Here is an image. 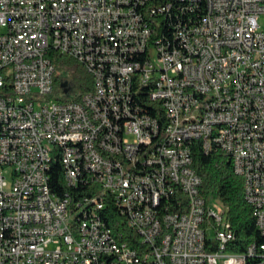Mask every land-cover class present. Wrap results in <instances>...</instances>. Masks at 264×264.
Wrapping results in <instances>:
<instances>
[{
  "label": "built area",
  "instance_id": "built-area-1",
  "mask_svg": "<svg viewBox=\"0 0 264 264\" xmlns=\"http://www.w3.org/2000/svg\"><path fill=\"white\" fill-rule=\"evenodd\" d=\"M262 15L264 0H0V264H255L227 249L193 147L230 156L264 235ZM51 49L85 67L78 99L52 95ZM247 251L264 263V243Z\"/></svg>",
  "mask_w": 264,
  "mask_h": 264
},
{
  "label": "trees",
  "instance_id": "trees-1",
  "mask_svg": "<svg viewBox=\"0 0 264 264\" xmlns=\"http://www.w3.org/2000/svg\"><path fill=\"white\" fill-rule=\"evenodd\" d=\"M47 56L56 67L53 96L63 99H78L85 90L90 89L91 80L89 75L73 58L55 49L49 50ZM64 64H67L68 68L75 69L76 72L78 70L80 72V79L86 82L79 92L71 96H67L62 88V83L67 78L61 71ZM73 84H76L75 80ZM153 114L156 115V112H153ZM193 153L194 167L202 178L201 192L207 198L210 195L217 198L227 210V215L234 232V238L230 241L227 249L244 252L248 255V247L253 243L257 245L263 244L264 235L259 230L256 218L253 215L252 206L245 198L242 176L234 171L232 160L224 151L218 149L206 153L197 141L194 144ZM81 166L84 165L82 164ZM49 173L51 175L53 190L59 193L61 197H69L70 185H67V180L64 178L65 170H62L61 163L59 161L54 162ZM155 200L156 204L165 203L164 198L161 197L155 196ZM106 219L115 228L118 227L116 225L118 216L115 210H106ZM247 259L249 262L255 264H264L258 257L253 259V255H248Z\"/></svg>",
  "mask_w": 264,
  "mask_h": 264
},
{
  "label": "bare ground",
  "instance_id": "bare-ground-1",
  "mask_svg": "<svg viewBox=\"0 0 264 264\" xmlns=\"http://www.w3.org/2000/svg\"><path fill=\"white\" fill-rule=\"evenodd\" d=\"M79 153H80V166L83 164L84 166L81 167H90V159H89V147H79ZM64 178L66 179V175L64 174ZM67 180V179H66ZM155 196L156 197H161L164 198L165 200V196L162 195V192H155ZM218 205H222L220 203V201H218ZM163 204V203H161ZM225 212H227V210L224 207ZM227 220H229L228 215H227ZM116 225L118 227L115 228V226L113 225V228L115 229H122V221L121 219H118L116 221ZM234 238V232L231 227H228V230H226V241L230 242L232 239ZM251 245H257L256 243H253ZM248 255H253L252 251H247ZM248 255L246 253H244V261L249 262L248 261ZM114 262H123V254L122 252H114Z\"/></svg>",
  "mask_w": 264,
  "mask_h": 264
},
{
  "label": "rangeland",
  "instance_id": "rangeland-1",
  "mask_svg": "<svg viewBox=\"0 0 264 264\" xmlns=\"http://www.w3.org/2000/svg\"><path fill=\"white\" fill-rule=\"evenodd\" d=\"M260 23L262 24V26L264 25V15L260 17ZM1 31H3V29L0 27V32ZM154 55H156L155 49H154ZM81 68L86 72V69L83 65H81ZM61 71L64 73L65 76L73 77L76 83L73 89L70 91V93L66 94L67 96H71L72 94L79 92L83 84L84 85L86 84L84 80L80 79V76H79L80 72L78 70L76 72L75 69L68 68L67 64L63 65ZM6 175L8 176L9 179H11V175H12L11 172H7Z\"/></svg>",
  "mask_w": 264,
  "mask_h": 264
},
{
  "label": "flooded vegetation",
  "instance_id": "flooded-vegetation-1",
  "mask_svg": "<svg viewBox=\"0 0 264 264\" xmlns=\"http://www.w3.org/2000/svg\"><path fill=\"white\" fill-rule=\"evenodd\" d=\"M73 81H74L73 77H69V76H68V77L64 80V82L67 83V86H66V87H62V88H63V89L68 88V89L71 91V90L73 89V87H74Z\"/></svg>",
  "mask_w": 264,
  "mask_h": 264
},
{
  "label": "water",
  "instance_id": "water-1",
  "mask_svg": "<svg viewBox=\"0 0 264 264\" xmlns=\"http://www.w3.org/2000/svg\"><path fill=\"white\" fill-rule=\"evenodd\" d=\"M67 86V83L66 82H63L62 83V87H66ZM69 89L68 88H66V89H64V92L66 93V94H68L69 93Z\"/></svg>",
  "mask_w": 264,
  "mask_h": 264
}]
</instances>
